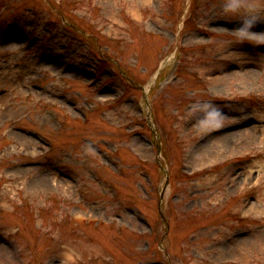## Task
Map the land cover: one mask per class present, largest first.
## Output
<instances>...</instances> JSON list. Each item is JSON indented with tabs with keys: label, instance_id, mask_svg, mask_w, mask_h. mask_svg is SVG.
<instances>
[{
	"label": "rangeland",
	"instance_id": "1",
	"mask_svg": "<svg viewBox=\"0 0 264 264\" xmlns=\"http://www.w3.org/2000/svg\"><path fill=\"white\" fill-rule=\"evenodd\" d=\"M0 264H264V0H0Z\"/></svg>",
	"mask_w": 264,
	"mask_h": 264
},
{
	"label": "bare ground",
	"instance_id": "2",
	"mask_svg": "<svg viewBox=\"0 0 264 264\" xmlns=\"http://www.w3.org/2000/svg\"><path fill=\"white\" fill-rule=\"evenodd\" d=\"M250 75V74H249ZM248 73L247 74H243V76H239L237 78V80L240 82V83H243L244 85H248L249 81L252 80V74L249 76ZM240 78V79H239ZM213 82H216V80H214Z\"/></svg>",
	"mask_w": 264,
	"mask_h": 264
}]
</instances>
